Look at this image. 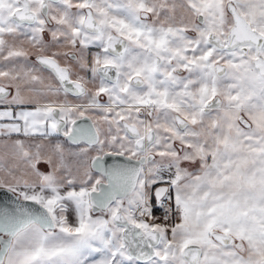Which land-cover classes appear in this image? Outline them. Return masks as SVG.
<instances>
[{"label":"snow or ice","instance_id":"snow-or-ice-1","mask_svg":"<svg viewBox=\"0 0 264 264\" xmlns=\"http://www.w3.org/2000/svg\"><path fill=\"white\" fill-rule=\"evenodd\" d=\"M0 264H264V0H0Z\"/></svg>","mask_w":264,"mask_h":264}]
</instances>
